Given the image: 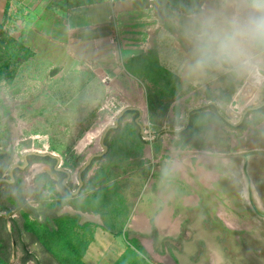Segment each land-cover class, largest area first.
I'll list each match as a JSON object with an SVG mask.
<instances>
[{
	"label": "rangeland",
	"instance_id": "rangeland-1",
	"mask_svg": "<svg viewBox=\"0 0 264 264\" xmlns=\"http://www.w3.org/2000/svg\"><path fill=\"white\" fill-rule=\"evenodd\" d=\"M195 1L187 0L189 8L184 9L189 11ZM205 2L215 7L219 0ZM174 5L178 6V3ZM209 8L211 6L206 10ZM16 16L20 15L17 13ZM14 23L9 22L0 34V55H7L5 64L0 63V154L6 156L0 160L1 176L8 175L12 164L22 163L27 151L50 152L60 158L61 167L74 174L72 182H69L74 188L77 185L75 173L80 165L89 155L102 151L99 139L103 129L113 122L123 107L139 104L143 106L142 123L149 135L145 140L152 143L154 151L166 147L163 150L173 155L190 150L188 146L196 145L205 130H217L232 143L238 140L237 148H241L242 144L247 147L264 144V108L249 114L238 128L227 124L214 108H203L191 115V126L185 135L166 132L157 142L151 136L161 129L183 127L187 110L209 101L215 102L216 108L224 116L237 123L245 108L257 105L263 99L264 82L256 84L248 79L208 73L199 76L194 84L188 86L181 82L177 74H169L152 66V59L133 61L130 71L125 68L128 58H118L109 66L85 62L65 72L40 54L22 59L23 50L15 43L26 47L28 44L21 41L20 35L14 34L19 28ZM149 62L151 67H148ZM6 65L10 77L4 75ZM175 68L181 70V65ZM163 108L166 109L164 115ZM135 115L128 112L122 119L123 131L120 141L117 140L119 143H115L109 153L93 163L92 171L89 169L91 174L86 173L85 185L77 198H72L61 188L62 176L52 170L53 161L49 163L31 157L26 170L15 171L25 201L36 208L38 205L34 197L38 192L50 200L56 196L62 197L66 204L59 213L79 215L80 225H102L101 213L106 212L108 207V222L122 227L147 178L139 167L138 159H133L139 150L130 124ZM88 135H91L89 139ZM115 137L116 130L109 133V143H113ZM132 160L137 163L136 170ZM99 168L105 172L102 176L95 175ZM114 174L119 175L116 181L107 183L113 188L103 190L98 203L85 205L86 210L71 206L75 201L83 204L91 193L102 189L105 180ZM11 193L12 189L6 186L5 194L9 196ZM243 213V218L227 219L232 228L238 229L236 232L239 235L236 240L232 235L222 239L226 262L264 264V218L249 216L253 213L251 211ZM92 229L88 225L76 229V232L89 238ZM28 250L39 255L34 244H29ZM23 255L20 248L13 246L9 261L5 263L0 260V264H23ZM149 258L146 261L148 264L163 261L162 255L153 254ZM25 264L35 262L30 260Z\"/></svg>",
	"mask_w": 264,
	"mask_h": 264
},
{
	"label": "crops",
	"instance_id": "crops-1",
	"mask_svg": "<svg viewBox=\"0 0 264 264\" xmlns=\"http://www.w3.org/2000/svg\"><path fill=\"white\" fill-rule=\"evenodd\" d=\"M186 5L187 0H0V25L14 21V34L35 56L65 72L80 63L109 66L156 50L160 64L189 86L199 76L188 72L189 45L175 23L188 12ZM208 6L213 7L196 0L191 9ZM200 136L190 150L170 155L166 147L154 151L146 144L142 156L133 158L147 178L124 230L149 255H162V264H227L222 239L239 235L227 219L243 218V211L264 218V155L250 154L264 151V144L237 148L238 140L232 143L217 130ZM136 164L132 160L134 170ZM125 248L123 236L97 227L83 261L113 264Z\"/></svg>",
	"mask_w": 264,
	"mask_h": 264
},
{
	"label": "trees",
	"instance_id": "trees-1",
	"mask_svg": "<svg viewBox=\"0 0 264 264\" xmlns=\"http://www.w3.org/2000/svg\"><path fill=\"white\" fill-rule=\"evenodd\" d=\"M2 28L3 26L0 25V34L2 32ZM15 44L17 47H20L23 50L22 59L26 60L34 55V52L31 51L29 47H26L20 43ZM6 56V53L0 55V63L2 62L3 65L6 62ZM142 59L143 61L152 59L154 65L149 62L148 67H151V65L156 66L164 70L165 72L172 74V72H170L160 64L156 50H151L147 53H141L139 55L128 58V61H126L125 68L130 71L131 63L133 61H139ZM7 69L8 66L6 65V67L4 68V70H6V73H4V75L10 77L11 73L8 72ZM211 107L214 108L217 113L223 118L224 115L216 108V106H208L204 109H208ZM263 108L254 111V113L262 111ZM165 111L166 109L163 108L162 115L165 114ZM134 117L130 124L132 125V128L134 129L136 135L135 141L139 143V150L136 155V157L138 158L139 156H142V150L144 146L146 144H150L151 142L146 141L140 135L139 127L134 122ZM190 126L191 121L189 122L188 126L181 131H172L175 128H167L156 131L151 136H154L155 142H157L160 139L161 135L166 132L174 133L177 136H183L187 133V131H189ZM240 126L241 124L237 127ZM122 131L123 128L120 124V126L116 130V137L114 138L113 143H109L108 137L106 138L105 143L108 146L106 154L109 153L115 143H119L122 136ZM5 157V155L0 154V160ZM41 160L50 162V159L48 158H41ZM86 173L83 174L84 185L86 181ZM104 173L105 172L103 171V169L99 168L95 175L102 176ZM118 176V174H114L111 178H107L105 180L106 183H104L102 189H98L95 192L91 193L87 197V199L83 201V204L81 202L75 201L71 203V206L74 209L86 210L84 208L85 205L89 203H98L99 196L102 195L101 192L103 190H110L113 188V185L107 183H109L110 181H116ZM122 180L126 179L123 178ZM69 185L72 187L71 184ZM6 186L12 189V193L9 196L5 194ZM60 186L63 190L67 191V189L61 184V180ZM0 191V260H3V262L5 263L9 261V256L12 247L16 246L17 248H20L24 253L22 258L23 264L30 260L34 261L35 264H85L83 261V257L88 249L89 244L94 240L95 229L97 227H101L103 230L108 231L115 236H123L126 244L124 252L113 264H148V262L146 261L150 259L149 254L142 247L138 239L132 236V233L130 231L124 230L131 211L128 213V216L122 227H118L115 224H110L108 222V216L110 214L109 212H107L108 207H106V212L101 213V218L103 220L102 225H90L88 223H83L82 225H80L79 215H68L59 213L61 207L66 204L64 198L62 197L56 196L54 200H50L48 197L43 196L41 195V193L38 192L35 194L34 197V201H36L38 207L35 208L27 204L25 201L22 186L20 185L16 177V173L15 181L12 184H0ZM78 195H71V197L77 198ZM106 202L108 203V201ZM13 212L17 214L16 217L11 216ZM88 225L93 228L92 234L89 238H87L85 235H82V233L76 232V229H81ZM29 244H34L36 246L37 250H39V255L32 253L28 250Z\"/></svg>",
	"mask_w": 264,
	"mask_h": 264
},
{
	"label": "clouds",
	"instance_id": "clouds-1",
	"mask_svg": "<svg viewBox=\"0 0 264 264\" xmlns=\"http://www.w3.org/2000/svg\"><path fill=\"white\" fill-rule=\"evenodd\" d=\"M175 23L189 45L191 76L220 73L264 82V0H219Z\"/></svg>",
	"mask_w": 264,
	"mask_h": 264
},
{
	"label": "water",
	"instance_id": "water-1",
	"mask_svg": "<svg viewBox=\"0 0 264 264\" xmlns=\"http://www.w3.org/2000/svg\"><path fill=\"white\" fill-rule=\"evenodd\" d=\"M208 106H217V105L215 102L209 101L208 103H205L203 105L195 106V107L188 109L187 113H186L185 125L181 128H175L172 131H181V130L185 129L190 122L191 114L194 111L206 108ZM263 107H264V90H263V99L261 100V102L258 103L257 105H253V106H249V107L245 108L242 111L241 116L239 118V121L237 123L232 122V120L227 118L226 116H223V120L227 124L234 126V127H237L246 119V117L249 114H251L252 112L257 111ZM128 112H134L136 114L134 117V122L139 127V133L144 139L148 138L149 135L146 132L145 127L142 123V118H143L142 109H140L137 106H125V107H123L121 110H119L117 115L114 117L113 122L111 124L107 125L103 129V131L100 135L99 144L102 148V151L89 155L86 158V160L80 165V167L77 169V171L75 173L76 179H77V185H76L75 189H72L71 186L69 185V182H72V177L74 174H72L70 170H68L64 167H61L60 158L57 155L52 154L50 152H37V151H27L26 153H24L22 163L12 164L9 167L8 175L0 177V184H2V183L12 184L15 181V171L16 170H19V171L26 170L30 165V158L31 157L48 158L54 162V164L52 166V170L56 173H61L64 175V177L61 180V184L67 189L69 194L72 196L78 195L80 193V191L82 190L83 185H84L83 174L86 172L88 173V175L91 174V171L93 169V167H92L93 163L97 159L102 158L106 154V152L108 150V146L105 143L106 138L108 137L110 132H113V131L118 129V127L121 124L122 119L125 117V115H127ZM255 153L264 155V151H252V152H250V154H255ZM89 169H91V171H89ZM0 195H1V191H0Z\"/></svg>",
	"mask_w": 264,
	"mask_h": 264
},
{
	"label": "flooded vegetation",
	"instance_id": "flooded-vegetation-1",
	"mask_svg": "<svg viewBox=\"0 0 264 264\" xmlns=\"http://www.w3.org/2000/svg\"><path fill=\"white\" fill-rule=\"evenodd\" d=\"M238 128V127H237ZM52 162V160H50V162L49 163H51ZM60 175H62V178L64 177V175L63 174H61V173H59ZM62 178H61V180H62ZM26 203L27 204H29V205H31V203L30 202H28V201H26ZM38 205V204H37ZM12 217H16L17 216V214L15 213V212H13L12 213V215H11ZM9 226V225H8Z\"/></svg>",
	"mask_w": 264,
	"mask_h": 264
},
{
	"label": "bare ground",
	"instance_id": "bare-ground-1",
	"mask_svg": "<svg viewBox=\"0 0 264 264\" xmlns=\"http://www.w3.org/2000/svg\"><path fill=\"white\" fill-rule=\"evenodd\" d=\"M137 107H139L140 109H143V106L141 104H139ZM101 131V130H100ZM98 132L94 133V136L97 135ZM92 135V134H91ZM91 135H88L87 139L90 138Z\"/></svg>",
	"mask_w": 264,
	"mask_h": 264
}]
</instances>
